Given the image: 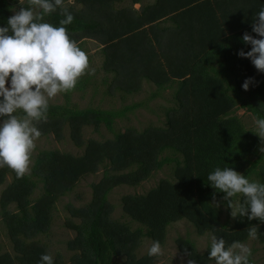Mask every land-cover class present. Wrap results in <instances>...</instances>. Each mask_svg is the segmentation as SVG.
Masks as SVG:
<instances>
[{
	"label": "trees",
	"instance_id": "1",
	"mask_svg": "<svg viewBox=\"0 0 264 264\" xmlns=\"http://www.w3.org/2000/svg\"><path fill=\"white\" fill-rule=\"evenodd\" d=\"M77 1L86 7L94 5L91 9L95 15L72 14L73 22L65 27L68 33L81 30L102 45V69L113 74L108 92L135 93L147 80L155 85V96L176 82V105L165 109L164 127L147 126L142 131L127 128L103 141L84 142L85 126L97 131L103 124L112 131L114 118L138 104L106 110L49 103L47 120L34 122L41 135L53 133L60 140L67 127L72 142L78 147L84 145V149L79 155L43 150L23 178H17L7 167L0 168V184L11 175L0 193V213L16 252L14 257L0 253V264H40L42 254L50 255L47 246L36 238L47 232L56 201L100 166L103 174L91 184L89 202L79 208L67 206L71 218L66 226L76 233L67 246L79 250L69 264H152L148 254L135 255L140 239L145 236L161 244L166 226L182 218L190 221L199 235L209 231L223 238L226 247L245 241L248 228L255 226L256 239L264 247V223L247 217L233 219L230 226L221 221L213 202L226 194L207 181L216 167H231L247 179L256 174L257 182L264 184L260 138L232 114L236 107H242L255 118H264V73L258 72L250 59L238 55L241 49L251 50V45L242 41L245 32L259 38L252 31V23L264 0H243L234 9L220 5L215 9L211 0H155L137 11L114 9V0ZM17 5L22 6L19 0H0V27L7 26L12 10H19ZM23 6H28L27 0ZM64 18L57 10L42 22L59 27ZM249 77L254 82L245 91L242 85ZM16 115L22 117L23 113ZM3 119L0 117V123ZM165 151L174 156H162ZM249 156L256 158L249 162ZM171 162L175 181L160 179L146 193L121 198L123 211L144 229L131 230L111 217L113 205L107 197L114 187L138 185ZM38 183L42 193L32 200ZM236 199L243 201L242 196ZM11 204L16 210L8 209ZM176 242L188 261L208 263L210 247L200 254L190 240L177 238ZM185 249L190 256L185 255ZM120 256L124 259L119 260ZM52 257L53 264H65L60 254Z\"/></svg>",
	"mask_w": 264,
	"mask_h": 264
},
{
	"label": "clouds",
	"instance_id": "2",
	"mask_svg": "<svg viewBox=\"0 0 264 264\" xmlns=\"http://www.w3.org/2000/svg\"><path fill=\"white\" fill-rule=\"evenodd\" d=\"M19 10L0 27V168L7 167L23 178L30 170L35 140L41 133L35 126L47 120L49 101L58 94L76 87L80 77L89 72V58L67 32L74 17L64 6V0H27V7L20 0ZM61 10L65 18L56 27L42 22L46 15ZM252 31L259 38L245 32L242 41L251 50L241 49L238 55L250 59L255 69L264 73V7L254 16ZM91 69L89 74H94ZM10 81V86H9ZM253 77L242 85L249 90ZM21 111L23 116H17ZM251 130L264 145V118H255ZM259 151L264 154V147ZM207 181L214 189L226 195L227 207L233 219L247 217L249 221L264 223V184L250 181L231 167H216L208 174ZM243 197V201L236 199ZM216 194L213 193V201ZM218 206V205H217ZM250 239L257 238V228H248ZM149 257L162 256L160 241H153L147 252ZM185 255L191 253L185 249ZM251 249L234 241L226 247L223 238L211 237L208 259L215 264H250ZM40 264H53V257L42 254ZM188 264H195L189 260Z\"/></svg>",
	"mask_w": 264,
	"mask_h": 264
},
{
	"label": "rangeland",
	"instance_id": "3",
	"mask_svg": "<svg viewBox=\"0 0 264 264\" xmlns=\"http://www.w3.org/2000/svg\"><path fill=\"white\" fill-rule=\"evenodd\" d=\"M146 3L149 0H144ZM20 3V1H19ZM18 6V5H17ZM139 4L134 6L138 9ZM169 24V23H167ZM72 37V36H69ZM83 50L89 58V72H86L79 78L76 87L69 92H62L55 98L51 99V104H66L76 108H99L108 110H122L126 106H132L138 104L136 107H132L128 110H124L123 114L116 116L113 122V129L108 130L105 125L101 124L96 131L92 126H85L82 130L83 141L88 139H96L103 141L107 138H112L115 133L123 132L127 128H133L138 131H142L147 126H165L166 114L165 109L174 107L176 104L173 94L176 88V82L170 84V86L161 89L154 96L157 91L155 85L147 80L141 82V88L138 92L127 94L121 91H114L112 94L108 92L109 83L113 77L112 73H106L102 69L103 54L101 53L102 45H98L95 41H86L82 45ZM91 69H94V74H89ZM83 81V83H81ZM246 96V94H245ZM235 115L246 129L252 130L254 127V115L242 107H236L232 113ZM62 139L55 138L53 133L46 135H40L35 140L36 147L31 155L30 173L34 160L39 152L43 150L57 149L62 152H69L73 155H79L83 152L84 145L78 147L75 145L69 136V130L67 127L63 128ZM264 147L259 143V149ZM171 151L163 152L162 156H174ZM258 153L261 152L258 150ZM256 156H249V162L255 160ZM245 163V168L249 166V162ZM174 163H165L162 168L154 171L146 179L141 181L138 185H126L122 184L114 187L108 194V201L113 205V211L111 217L122 223H126L131 230L144 226L139 222L131 219L122 208V196L126 194H141L146 193L149 189L155 187L160 179H170L175 181L173 177ZM103 166H100L98 170L86 176H83L78 180L76 185L71 191L60 197L51 211L52 218L50 226L47 232L38 235V239L41 243L45 244L50 252L51 256L60 254L62 256L63 263L69 264L72 256L77 254L79 250L69 249L67 242L73 239L75 231L66 226V222L71 215L67 209V206L82 207L87 204L92 196L91 184L97 182L103 174ZM250 181L257 182L258 177L256 174H251L248 178ZM11 181V175L5 176V180L0 184L1 190ZM42 193V185L38 183L37 188L32 194V200L38 197ZM225 196V195H224ZM222 196L213 205L218 208L221 221H227L230 226L233 222V218L230 215L231 209L227 207V203ZM218 205V206H217ZM11 211L16 210L15 204H11L9 208ZM73 221L79 222L77 218H72ZM212 234L207 231L202 235L196 233L194 226L190 221L185 218L173 221L169 223L165 228L164 241L161 243L163 249V255L160 257H152V264H188V259L178 249L177 238L188 239L194 243L196 250L202 254L211 245ZM152 240L143 236L140 239L139 245L135 250L136 257H141L147 254L148 248L152 244ZM251 249L252 255L249 257L250 264H264V247L257 239H250L249 237L241 242ZM0 253H9L14 257L16 252L13 249V243L7 233V229L1 220L0 213ZM124 259L123 256L119 257V260ZM207 264H215L214 261H208Z\"/></svg>",
	"mask_w": 264,
	"mask_h": 264
},
{
	"label": "crops",
	"instance_id": "4",
	"mask_svg": "<svg viewBox=\"0 0 264 264\" xmlns=\"http://www.w3.org/2000/svg\"><path fill=\"white\" fill-rule=\"evenodd\" d=\"M20 1V0H19ZM150 1V0H149ZM243 0H211V6L215 9L218 8V6H226L230 9H234L235 7L239 6L240 4H242ZM155 0H151L150 2L146 3L147 4H152L154 3ZM142 3H145L144 0H138L136 2H133V0H114V2L112 3V7L114 9H121V8H131L133 10H139L141 8V6H145ZM139 7L138 9H135L134 6L138 5ZM19 6H16L17 9H19ZM64 6L68 9V11L71 14H83L86 17V14L90 17L95 15V10H92L91 8H94V5H87V7L82 4L81 2L77 1V0H64ZM58 11L61 12L60 9H57ZM167 23L171 24L170 21H168ZM161 25H164V23H161ZM69 36L72 40L74 37H76L75 42L77 43V45L82 48L83 43H85L86 41H95L98 45L99 44L95 39L85 36V35H89V34H83V32L81 30H77L75 32H69L68 33Z\"/></svg>",
	"mask_w": 264,
	"mask_h": 264
}]
</instances>
